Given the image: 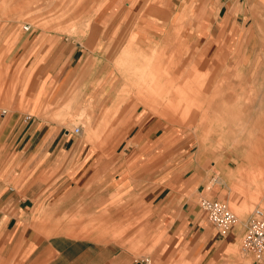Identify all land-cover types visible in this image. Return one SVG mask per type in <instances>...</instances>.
Segmentation results:
<instances>
[{"label": "crops", "instance_id": "obj_1", "mask_svg": "<svg viewBox=\"0 0 264 264\" xmlns=\"http://www.w3.org/2000/svg\"><path fill=\"white\" fill-rule=\"evenodd\" d=\"M5 1L0 0L1 7L7 5ZM103 4L93 28L80 33L83 41L57 50L53 34L38 33L32 23L31 30L25 31L23 26L29 22L22 25L0 11V239L11 238L4 246L24 249L28 239L39 247L36 259L21 260V264H53L49 258L55 244L50 241L57 235H51L54 228L49 224L55 215L95 216L111 223L139 220L127 237L142 240L156 260L211 264L237 241L239 230L235 226L219 231L201 201L244 206L256 197L251 192L254 186L240 178L241 163L233 164L228 154L232 148L217 145L212 137L205 142L203 135L198 137L206 133L200 128L191 130L189 134L195 137L188 139L183 125L171 123L169 116L153 112L146 103L171 95L161 99L163 112H180L181 120L196 119L199 111H207L209 98L220 95V88L213 90V85L224 73L229 72L232 80L235 72L239 79L233 84L241 88L246 86L247 72L264 71V0H105ZM124 23L135 24L138 30L122 32ZM134 34L136 43L128 45ZM125 37L129 40L121 47L117 40ZM130 47L143 51L156 47L159 54H173L175 62L205 72L208 80L203 74L188 80L174 92L175 97L166 91L173 84L170 69L161 60L154 62L149 81L139 92L147 96L139 106L141 111L137 109L133 130L126 143L110 148L134 152L132 156L138 152L127 162L113 155L103 157L97 143H84L66 127L48 123L41 110L69 81L62 98L70 108L82 87L91 85L93 71L95 103L101 110L96 108L99 114L95 116L79 109L78 116L87 122L94 118L95 125L103 117L104 127L112 126L111 119L134 117L112 114L118 103L132 102L131 97L119 98L126 82L118 71L122 69L120 50L127 52ZM61 53L62 69L56 65ZM108 104L113 111L106 109L105 115L102 109ZM206 114L199 116L208 120ZM244 118L251 122L239 135H255V144H263L264 122L258 119L264 117L254 112L239 117ZM256 159L255 166L264 167L262 156ZM41 215H46L47 226L38 223ZM42 225L49 235L39 229ZM71 228L66 226L58 236L80 239L85 234ZM119 247L118 241L96 246L92 253L88 251L87 256L93 258L89 264H137L130 250ZM64 251H59L63 259L56 264L67 260ZM41 255H47L46 260L40 261ZM79 261L75 258L70 263ZM0 263L7 264L2 258Z\"/></svg>", "mask_w": 264, "mask_h": 264}, {"label": "rangeland", "instance_id": "obj_2", "mask_svg": "<svg viewBox=\"0 0 264 264\" xmlns=\"http://www.w3.org/2000/svg\"><path fill=\"white\" fill-rule=\"evenodd\" d=\"M103 2H105V0H6L3 4L7 5L3 7L0 6V11L4 13V15L6 14L10 17H16V20L18 19L22 25L26 22H29L30 24L32 23L35 28L34 30H37L38 33L43 31L45 33L47 32L49 34H53L55 38L53 45L57 50V48L61 45H67L68 43V45L72 47L76 45L77 42L83 41V39L79 38L80 33L85 34L93 28V21L96 14L103 7ZM130 29L138 30V27L135 28V24L132 26V23H124L119 30H123L122 32H125ZM120 35H124V33L120 32ZM128 40L129 38L127 39L125 37L124 39H118L117 42H119L120 46L123 47ZM136 41L137 38L134 34L130 38L128 45H133ZM39 42H42V40L40 39ZM108 42H110V39ZM53 45H50V47ZM135 48L130 47L127 52L123 51V49L120 50V54H122L118 59L120 62L119 66L122 67L121 70H118L119 74L126 82L121 91H119V98L121 99L123 97L126 99L131 97L132 102L128 105L126 102H120L118 105H115L117 106V109L114 111L112 107L109 106L110 104H108V106H104L102 109L105 115V110L110 109V113L113 111L112 114L114 115H124L127 113L129 117L132 116V114L134 117L111 119L112 126L104 127L106 119L103 117L96 119V124L98 125H95L93 123L95 122L94 118L92 120L90 118L89 121L91 122H87L86 118L78 116V113L81 110L95 116L99 114L95 113L96 108L99 111L101 110V106L96 107L94 86L95 78L93 76L95 73L90 71V67L89 71L92 75L90 74L89 80L92 82L91 85L83 86L78 99L71 104L70 108H66L68 103L63 100L62 94L66 88H68L69 81L63 88H61L60 92L54 97L53 101L46 102L45 106H42V109L44 107V110H41V112L43 115H46L45 120L48 123L58 124L63 129L66 127L70 130V132L75 134V137L83 138L84 143H97L99 149L98 153L107 159L111 158L113 155L118 159L124 158L127 159V162H130L132 158L138 154V152L135 156H132L134 152H116L114 149L111 151V149L116 145L120 146L121 143H126L131 131L134 128L136 121L135 117L138 115L137 109H139V106L142 105V101L144 99L143 97L147 96V94L144 93L140 95L139 92L141 91L142 84L149 81V68L154 64V62L161 60L162 64L164 66H168L170 69V73L173 77V84H169L166 87V91H168V94L172 92V95L175 97L176 94L174 92L184 87V84H186L188 80L192 81L193 78L200 76L201 74L205 75L208 80V74L205 72L193 71L195 69L191 67L186 69L183 64L181 65L180 63L175 62L173 54H159L156 47L146 49L145 51ZM65 53H67V51ZM58 59L59 63L57 64L56 62V65H58L57 67L60 66L62 69L65 65V61L62 60L64 59L62 53ZM120 59H122V61ZM57 72L60 73L59 71ZM106 73L108 74V72ZM230 77L229 72L224 73L219 77L213 85V90L220 88V95L211 96L209 98L207 111H199L198 118L196 119L187 118L181 120L179 117L180 112H163L162 110L165 104H163L161 99L164 95L157 96V98L159 97V101L154 102L153 99L150 103H146V105H148L153 112L169 116L171 118L169 119L171 123H176L178 126L183 125L186 129L185 136L188 137V139L194 136L189 134L191 130H197L200 128L206 133L200 134L198 137L200 138L203 135V140L205 142H207L206 138L212 137V139L215 138L217 145H225L228 148L233 149L231 152L228 151V154H231V162L233 164H237L238 162L241 163L239 168V173L241 175L240 178H244L247 183L254 186L255 191L251 192L254 193L256 197H253L250 203L245 204L244 206H237L230 201H226L237 216V222L233 227H237L239 230V236L237 241L233 244H229L224 249V254L221 252L219 256H217L216 261L211 262V264H224V255L226 261L225 264H264V261L260 263L255 262L254 258L250 254L243 251L242 247L243 237L246 232V225L249 216L256 207L264 208V167L261 168L260 166H255V163L257 162L256 157L261 155L262 159L260 160H264V135L261 136L263 140V144L261 143L262 145L260 142L255 144V135H239L240 131L245 129V127L248 128L249 122H251V119L249 118L239 119V117L244 116V114L249 115L254 112L258 114V116L264 117V71L247 72L246 86L241 88L238 87V84H233V81L237 82L239 79L238 75H235V72H233L232 80ZM218 84H220V86H218ZM169 97L171 98L172 96L168 95L164 98L169 99ZM255 101H258L259 103H256ZM254 104L258 106L255 108ZM139 111H141V108ZM104 113H102V116H105L103 115ZM201 113H207L206 115L209 119L206 120L201 118L202 116H199ZM228 114L229 118H217L218 116L221 117L222 115L224 116ZM68 116L71 117L69 118ZM231 116L237 117L232 119L230 118ZM70 119L73 120L72 124H69ZM258 121L264 122V119H258ZM99 124H102L103 127L101 128ZM77 126L81 127L80 133L74 132V129ZM247 131H250V129H247ZM239 147H241V150L238 149ZM248 188L250 190V187ZM108 217L109 216L106 218ZM99 218L100 217L97 218L95 216L85 215H55L49 224L51 226V230L54 228L51 235H57L55 238H51L50 241H54L55 248L51 249L50 253L53 254H51L49 260L54 263L59 259L61 261L63 258L59 257V251L63 252L65 250L64 254H67V256L64 257V259L67 260L59 264H71L70 262H73V259L75 258L80 260L77 262L78 264H89V260L92 257L87 256L88 251H91L92 253V250H96V246L98 248L100 245L105 246L106 244H110L112 241H118L121 245L118 249L130 250L134 255V261L137 264H192L188 261H158L155 258L153 250L145 247V243L143 244L142 240H134L127 237V231L129 229L132 230L133 225H136L139 220L135 221L134 224H128V222H106L107 219L101 220ZM39 222H43L44 225L47 226L46 215L39 216L38 223ZM45 226H39V229L48 233ZM66 226L72 227V230L75 229L78 232L84 231L85 234L80 239L62 236L59 237L58 235H60L61 231H64L63 229H65ZM92 231H94L92 237L87 235ZM49 234L50 233H48V235ZM10 239H0V258H2L4 263L21 264V260H24L25 262L34 260L37 255L41 253V251L37 253L39 247L37 248L34 242L31 243L28 239H25L24 241V249L23 247L21 248L20 245L10 246L9 243V246H4V242L7 243L6 240L9 241ZM42 250H45V248ZM46 257L47 255H41L40 261L42 259L46 260ZM147 259L149 261H147Z\"/></svg>", "mask_w": 264, "mask_h": 264}, {"label": "built area", "instance_id": "obj_3", "mask_svg": "<svg viewBox=\"0 0 264 264\" xmlns=\"http://www.w3.org/2000/svg\"><path fill=\"white\" fill-rule=\"evenodd\" d=\"M31 28L32 24L30 23L23 26L25 31H30ZM80 130V127H76L74 132L79 133ZM201 207L208 215L210 221L220 231L230 229L237 222V216L224 201L203 199ZM242 247L243 251L250 254L255 262L260 263L264 261V210L259 207L249 216Z\"/></svg>", "mask_w": 264, "mask_h": 264}, {"label": "bare ground", "instance_id": "obj_4", "mask_svg": "<svg viewBox=\"0 0 264 264\" xmlns=\"http://www.w3.org/2000/svg\"><path fill=\"white\" fill-rule=\"evenodd\" d=\"M144 100H145V99H144ZM169 102H170V101H169ZM172 104H173V103H172ZM77 127H79V126H77ZM75 129H76V127H75ZM80 129H81V128H80ZM220 201H223V200H220ZM224 202H226V201H224ZM226 203H227V202H226ZM227 204H228V203H227ZM228 206H229V204H228ZM229 208H230V206H229ZM256 208H257V207H256ZM256 208H255V209H256ZM259 208H261V207H259ZM255 209H254V210H255ZM261 209L264 210V208H261ZM230 210L232 211L231 208H230ZM254 210H253V211H254ZM253 211H252V213H253ZM232 212H233V211H232ZM233 213H234V212H233ZM252 213H251V214H252ZM234 214H235V213H234ZM219 231H220V230H219ZM145 261H146V259H145ZM148 261H149V260H148Z\"/></svg>", "mask_w": 264, "mask_h": 264}]
</instances>
